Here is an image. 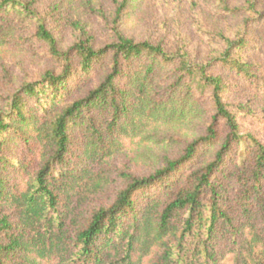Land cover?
I'll use <instances>...</instances> for the list:
<instances>
[{
  "label": "trees",
  "instance_id": "obj_1",
  "mask_svg": "<svg viewBox=\"0 0 264 264\" xmlns=\"http://www.w3.org/2000/svg\"><path fill=\"white\" fill-rule=\"evenodd\" d=\"M31 5L0 0V28L9 16L31 17ZM36 36L60 71L23 85L0 108V208L17 216L16 224L0 219V264L12 258V264H264V145L239 134L223 81L209 73L216 64H193L184 54L122 37L97 51L82 43L61 52L41 23ZM229 47L215 62L241 71ZM98 65L105 71L99 83L72 98L68 92ZM168 67L171 84L163 87L157 79ZM208 90L215 114L205 136L153 175L128 177L108 208L82 222L81 207L106 185L96 165L141 143L166 144V132L202 118L200 99ZM220 121L227 133L213 158L183 178L168 201L148 196L136 209L135 196L168 185L200 146L217 138ZM244 140L243 209L234 221L222 206L217 174Z\"/></svg>",
  "mask_w": 264,
  "mask_h": 264
},
{
  "label": "rangeland",
  "instance_id": "obj_2",
  "mask_svg": "<svg viewBox=\"0 0 264 264\" xmlns=\"http://www.w3.org/2000/svg\"><path fill=\"white\" fill-rule=\"evenodd\" d=\"M32 3L31 17L5 18L0 28V108L23 85L42 78L47 71L59 73V62L49 54L48 47L36 36L38 24H44L61 52H70L75 45L88 44L94 50L117 42L119 37L134 42L160 45L169 55L184 54L190 63L213 65L210 74L220 77L224 84L223 101L235 117L241 136H252L264 145V0H18ZM7 33L8 36H3ZM240 44V49L237 45ZM231 49L232 60L244 68L233 69L215 60ZM170 68L163 70L158 82L171 84ZM246 70V72H244ZM104 68L81 78V86L68 94L81 96L99 83ZM202 118L192 125L166 132L163 144L141 143L117 154L105 164L96 165L106 180L103 190L92 196L80 209V220L108 208L128 177L145 178L163 169L169 161L180 158L187 144L205 136L215 114L210 91L200 99ZM217 138L200 146L196 157L185 164L175 178L159 183L145 193L135 196L140 210L148 196L168 201L169 192L183 182L193 169L208 163L220 147L227 130L223 121L216 127ZM162 137V136H161ZM247 141L232 147L219 178L224 191L223 208L241 218V160ZM226 177H224V175ZM169 182H176L170 183ZM7 217L16 224V212L0 208V219ZM4 236L2 239L5 240ZM224 245V244H223ZM225 246V245H224ZM15 258H12L11 264Z\"/></svg>",
  "mask_w": 264,
  "mask_h": 264
}]
</instances>
